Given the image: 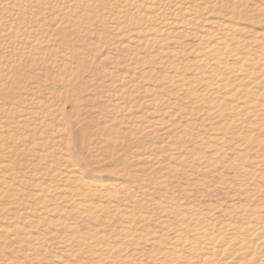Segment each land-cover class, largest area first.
Here are the masks:
<instances>
[{"label": "rangeland", "instance_id": "374dc122", "mask_svg": "<svg viewBox=\"0 0 264 264\" xmlns=\"http://www.w3.org/2000/svg\"><path fill=\"white\" fill-rule=\"evenodd\" d=\"M262 8L264 0H0V264L66 259L58 239L63 230L46 227L37 205L67 206L50 193L34 198L37 186L93 182L118 192L112 183L117 184L132 198L85 199L119 213L165 195L183 197L187 166L176 165L172 175L166 168L210 132L208 121L189 116L184 92L163 78L174 65H192L189 51L215 22L264 30ZM182 9L194 18L183 16ZM21 36L28 41L18 43ZM165 50L181 53L158 55ZM187 70L184 78L191 77ZM184 125L186 141H174ZM160 178H166L163 187L155 185ZM195 178L206 182L201 190L207 191L196 192V202H219L215 178L201 173ZM109 212L102 214L100 231L123 222ZM33 220L42 222L31 229ZM77 221L82 231L98 227ZM12 227L27 233L18 235ZM30 244L41 245L42 252L31 255ZM80 256L68 264L87 260Z\"/></svg>", "mask_w": 264, "mask_h": 264}, {"label": "bare ground", "instance_id": "6f19581e", "mask_svg": "<svg viewBox=\"0 0 264 264\" xmlns=\"http://www.w3.org/2000/svg\"><path fill=\"white\" fill-rule=\"evenodd\" d=\"M259 10L263 12L264 8ZM181 13L194 18L190 10L182 9ZM215 23L189 51L194 54L192 65H174L171 74L163 78L164 84L184 92L189 116L202 118V123L208 121L206 130L210 132L184 154L175 155V167L166 168L172 175L176 165L187 166L186 183L179 188L183 197L165 195L159 200H148L140 209L130 205L119 213L110 205L85 199L95 197L94 194H102L108 200L115 196L132 198L117 184L112 183L119 186L115 190L118 192L102 189V185L93 182H82L78 187L37 186L40 189L32 194L34 198L50 193L65 206H71L68 211L64 206L37 205L44 214L43 222L33 220L28 225L34 229L33 225L42 222L48 228L63 230L64 235L58 239L63 248L61 257L66 259L60 258L55 261L57 264H68L67 259H78L80 255L87 258L83 262L81 259L80 264H264V30L255 32L235 24ZM241 32L247 33L248 38L239 37ZM27 41L26 36H21L18 43ZM164 52L157 53L171 57L181 53ZM187 69L192 74L186 73L191 77L184 78ZM201 124L200 127L204 123ZM159 125L167 127L168 120ZM185 126H180L174 141H186L189 133ZM1 168L6 165L1 163ZM199 173L215 178L219 202H196V192H207L201 190L205 181L195 182ZM165 181L160 178L155 185L163 187ZM105 210H110L111 217L117 215L123 220L118 228L111 226L108 232L100 231ZM77 220H91L98 227L82 231ZM148 224L155 228L149 231ZM12 228L18 230V235L27 233ZM27 252L39 255L42 247L30 244Z\"/></svg>", "mask_w": 264, "mask_h": 264}]
</instances>
